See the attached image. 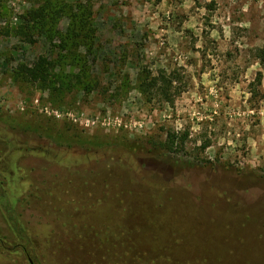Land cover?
I'll list each match as a JSON object with an SVG mask.
<instances>
[{"label": "rangeland", "instance_id": "rangeland-1", "mask_svg": "<svg viewBox=\"0 0 264 264\" xmlns=\"http://www.w3.org/2000/svg\"><path fill=\"white\" fill-rule=\"evenodd\" d=\"M62 3L91 8L93 53L27 43L44 0H0L1 200L29 241L0 206V264H264V0ZM39 57L54 90L18 73ZM145 67L176 73L174 104Z\"/></svg>", "mask_w": 264, "mask_h": 264}, {"label": "trees", "instance_id": "trees-1", "mask_svg": "<svg viewBox=\"0 0 264 264\" xmlns=\"http://www.w3.org/2000/svg\"><path fill=\"white\" fill-rule=\"evenodd\" d=\"M62 2L63 0H44V4L36 10L29 11L23 18L24 22L22 27L17 29L19 30L18 35L24 36L27 43L31 45L35 44L34 38L36 37V33L45 37L50 44L54 43L55 39H59L60 44L58 46L53 44V48L58 47V49H61L62 51H69L74 56L77 53L75 50H79L80 48H85L87 53H93L94 50L98 49V29L92 20L93 12L91 8L86 4L67 5ZM65 17L69 19V24L65 32H61L58 28L57 22ZM61 57L62 59H66V57ZM256 59L264 67V47L256 49ZM74 60L75 58H73V62ZM52 66V62H49L44 57H39L32 67L21 65L18 73L26 76L33 83L40 82L41 85L45 87L53 83L54 90L57 79H55L51 73ZM76 79L77 83L82 85L80 79L78 77H76ZM137 80L138 88L141 92L153 97L159 96L165 103L171 105L174 104V84L179 81L176 73L167 72V70L162 69L154 74L151 70L145 67L138 73ZM259 83H261L260 78ZM98 85L99 84L97 83L94 84V86ZM86 87L88 88L89 85ZM167 138V143L170 147L169 149L173 151L177 137L174 134L168 133ZM186 139L187 134L184 135L181 141L184 142ZM66 141L67 142L57 141V143L61 145L64 143L65 145L70 146V140ZM73 143L84 144L83 140H77ZM207 147V145L204 146V149ZM0 170L2 171L3 169L1 168ZM2 189V183L0 181V206L5 211L7 220L21 243L18 246L27 250L29 245L28 237L13 211L11 202L7 200L6 203L2 204L1 199L6 195ZM5 199L7 198L4 197V200ZM0 246L5 250L13 251V248L8 247L5 242L0 241Z\"/></svg>", "mask_w": 264, "mask_h": 264}, {"label": "built area", "instance_id": "built-area-1", "mask_svg": "<svg viewBox=\"0 0 264 264\" xmlns=\"http://www.w3.org/2000/svg\"><path fill=\"white\" fill-rule=\"evenodd\" d=\"M46 113L49 114L50 116H53L54 115L57 118H62L63 117V114L62 113H60V112H53V110L50 111L49 108L46 109ZM68 116L71 117V114H68ZM115 121H116L115 123L118 124V126L120 127L121 125L119 124V120L116 118ZM91 124H95V122L94 121L91 122L90 120H87L86 121V126L87 127H89Z\"/></svg>", "mask_w": 264, "mask_h": 264}, {"label": "water", "instance_id": "water-1", "mask_svg": "<svg viewBox=\"0 0 264 264\" xmlns=\"http://www.w3.org/2000/svg\"><path fill=\"white\" fill-rule=\"evenodd\" d=\"M30 263L33 264V262L30 260Z\"/></svg>", "mask_w": 264, "mask_h": 264}]
</instances>
